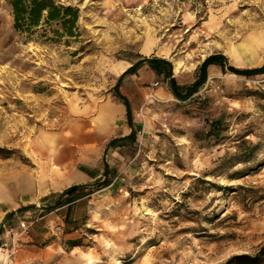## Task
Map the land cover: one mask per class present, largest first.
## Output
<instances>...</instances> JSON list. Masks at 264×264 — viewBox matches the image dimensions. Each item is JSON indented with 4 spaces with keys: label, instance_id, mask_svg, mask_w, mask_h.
Instances as JSON below:
<instances>
[{
    "label": "rangeland",
    "instance_id": "1",
    "mask_svg": "<svg viewBox=\"0 0 264 264\" xmlns=\"http://www.w3.org/2000/svg\"><path fill=\"white\" fill-rule=\"evenodd\" d=\"M55 2L78 10L77 39L17 33L9 1L0 0V221L16 206L10 197L23 168L36 166V138L116 97L128 65L166 59L177 82L190 86L213 54L239 70L264 64V0ZM132 75L120 83L121 94ZM208 78L185 102L171 95L162 77L149 87L135 139L115 143V164L106 160L109 184L101 177L84 189L71 206L67 230V207L51 211L60 218L53 215L37 232L35 255L23 262L24 243L17 264L263 260L264 75L240 77L216 68ZM160 86L171 96H156ZM216 121L221 124L213 131ZM74 241L81 247L69 245Z\"/></svg>",
    "mask_w": 264,
    "mask_h": 264
},
{
    "label": "crops",
    "instance_id": "2",
    "mask_svg": "<svg viewBox=\"0 0 264 264\" xmlns=\"http://www.w3.org/2000/svg\"><path fill=\"white\" fill-rule=\"evenodd\" d=\"M131 67V64L127 66L128 69ZM209 70L214 73L216 67L212 66ZM160 80L146 65L130 76L127 93L122 95L129 100L134 125L140 122L137 112L144 103L148 88L160 84ZM155 95L161 99L171 96L163 86L155 90ZM131 132L126 107L119 99L111 96L98 103L95 108L81 109L77 116L67 119L58 132L39 135L34 143L36 166L23 168L22 182L16 184L10 197L11 202H16L15 208L9 213L14 215L12 223H32L40 219L37 212L41 204L46 206L50 196H59L70 188L89 187L96 183L103 177L106 160L110 165L118 160L119 154L115 149L117 147L110 148L109 143L115 139L127 138ZM55 213L50 212L43 216L24 238L27 249L20 254L23 262L34 257L35 251L32 250L35 248L33 244L37 232L46 228L48 220L56 215ZM7 214L8 212H5L0 224L7 220ZM56 217L60 218L58 214Z\"/></svg>",
    "mask_w": 264,
    "mask_h": 264
},
{
    "label": "trees",
    "instance_id": "3",
    "mask_svg": "<svg viewBox=\"0 0 264 264\" xmlns=\"http://www.w3.org/2000/svg\"><path fill=\"white\" fill-rule=\"evenodd\" d=\"M12 9V17H14L13 28L17 33L28 37L40 36L41 38H47V40H56L60 41L63 38L67 39H77L80 36L78 32V21L80 18L78 10L72 7H65L58 5L55 0H7ZM41 32V33H39ZM50 34L53 35V38H49ZM144 65L157 76L162 77L164 82L168 85L171 95L180 101L190 100L194 94H196L209 80L208 71L209 68L214 66L222 70L223 73L227 71L237 75L244 76L248 78L257 77L259 75H264V64L257 69H236L229 64L227 58L220 54L210 55L205 59L202 65L199 67L196 80L190 86H182L177 82V79L174 78L173 74V64L166 59L162 58H145L142 61L137 62L131 68H129L124 74L119 78L118 84L115 86V96L126 107V113L128 116V125L132 129L131 134L124 139L112 140L109 143V147L115 145L118 141L134 140L136 137L135 129H133V113L131 111V106L128 98L124 97L120 91V83L128 75L134 74L139 68ZM221 123L219 121L212 122L211 127L213 131L218 128ZM6 152V151H5ZM10 153L4 155L5 158H8ZM109 166L106 163L105 172L103 174V180L100 182L102 185L107 186L109 181L107 177L109 176ZM85 186L73 187L65 191L59 196H50L46 206L42 207V215L46 216L51 211H56L59 209L67 207L65 211V216L63 217V223L65 230H67L71 221V209L72 205L78 203L82 200L84 195H82ZM14 215H9L6 222L9 226L13 221ZM79 226H75L74 230H77ZM73 248L81 247L80 241H74L69 243ZM264 246L262 248V253L264 254ZM262 254V255H263ZM261 255H242V256H233L225 264H262L264 259L260 258Z\"/></svg>",
    "mask_w": 264,
    "mask_h": 264
},
{
    "label": "built area",
    "instance_id": "4",
    "mask_svg": "<svg viewBox=\"0 0 264 264\" xmlns=\"http://www.w3.org/2000/svg\"><path fill=\"white\" fill-rule=\"evenodd\" d=\"M158 84L155 85L157 87ZM41 212V210L39 209ZM41 215V213H39ZM40 219L28 223L26 221H20L17 224L16 229L9 226L6 221L0 224V264H17V255L24 247V238L31 233L33 225H35Z\"/></svg>",
    "mask_w": 264,
    "mask_h": 264
},
{
    "label": "bare ground",
    "instance_id": "5",
    "mask_svg": "<svg viewBox=\"0 0 264 264\" xmlns=\"http://www.w3.org/2000/svg\"><path fill=\"white\" fill-rule=\"evenodd\" d=\"M146 47L147 48L144 50V52H145V54H148L150 52L151 48L149 47V45H146ZM179 71H180V68L178 65H176V67H174L175 74H176V72L178 73Z\"/></svg>",
    "mask_w": 264,
    "mask_h": 264
}]
</instances>
